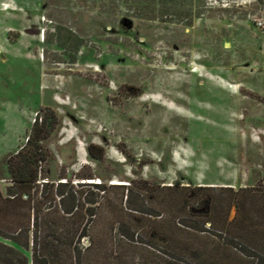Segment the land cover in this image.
<instances>
[{"label": "rangeland", "instance_id": "1", "mask_svg": "<svg viewBox=\"0 0 264 264\" xmlns=\"http://www.w3.org/2000/svg\"><path fill=\"white\" fill-rule=\"evenodd\" d=\"M5 1L12 5L3 3L0 11L4 194L13 185L7 161L27 143L36 120L52 110L60 121L45 140L50 157L39 187L24 196L35 209L27 203L0 212L2 222H31L43 264L154 260L140 240L162 243L147 231H171L185 194L161 187L264 190V0ZM90 146L102 158L91 156ZM84 182L155 188L144 192L155 214L126 208L122 189H109L95 203L82 198L79 210L64 213L59 183L85 197L95 189ZM214 194L222 201L227 192ZM222 203L213 230L223 229ZM254 203L239 214H250V226ZM236 214L234 207L229 221ZM121 229L137 243L121 242ZM241 229L239 222L232 226L234 233ZM230 235L175 232L172 242L206 248L223 264H248ZM91 237L96 245L87 250ZM17 247L32 260V249Z\"/></svg>", "mask_w": 264, "mask_h": 264}, {"label": "trees", "instance_id": "2", "mask_svg": "<svg viewBox=\"0 0 264 264\" xmlns=\"http://www.w3.org/2000/svg\"><path fill=\"white\" fill-rule=\"evenodd\" d=\"M41 120V121H40ZM59 117L55 111L50 110V113L45 114L44 117L38 118L33 125L31 133L28 137L27 143L22 146L16 153L12 154L8 161L9 172L12 176L13 185L7 189V194H4L0 188V212L3 210H9L11 208H19L20 205L24 206L29 203L30 209H35L34 206H31V201L24 199V196L28 195L33 189L39 187L38 184L40 181V173L44 170V163L48 162L50 157V152L48 147L45 145V140H47L54 128V125L59 124ZM88 151L91 156L94 158H102V154L97 155L94 152V146H90ZM97 156V157H96ZM94 176L85 177L83 179H93ZM147 182V181H146ZM48 184V183H45ZM81 185H87L95 189L91 193L82 197L79 195V192L73 190L70 194L62 190L63 187L67 186V183H59L58 185V194L60 198V206L64 213L72 214L74 210L80 209V204L82 198L87 200L89 203H95L99 201V195H105L109 189H122L124 192L125 203L124 206L131 211L140 212L147 216H153L155 213L152 211L151 206L147 207V196L144 192L148 193L149 191L156 190L155 188H142L137 190L132 186V183L129 184H112L107 186L103 183H80ZM158 189V188H157ZM144 190V191H143ZM160 190V189H159ZM161 190L174 193L184 191L185 194L178 200L180 210L182 213H176L174 215L173 224H171V231H162L158 230L147 231L153 238L161 239L162 243H152L149 241L140 240V246L147 248L151 252V256H144L143 264H166L169 263V257L178 256L179 259H184V261H193L200 264H223L220 258H212L207 252V249L204 248L200 252V249L196 247H187L186 244L174 245L172 242L173 234L175 232H189L192 231L194 234H204L215 231L217 234H227L230 233L233 235L232 226L239 222L242 227L241 232L235 231L234 235L236 242H239L240 250L243 255L249 258L246 261L248 264H264V190H249L241 189L236 191L233 187H217V186H167L161 187ZM227 192L223 194L222 201L224 205L227 204V210L224 214L225 219L223 224H221L223 229L213 230L212 226L217 224V221L213 219V214L217 207H219L218 202L222 203L219 199V196H215L214 192ZM183 192V193H184ZM93 195L96 198L90 199L89 195ZM140 198V201H139ZM219 198V199H218ZM67 199H72V207H68L65 204ZM138 201H136V200ZM251 200V201H250ZM253 202L256 215V222L253 226H250L249 221L250 214L244 213L243 216H239L241 208L248 207L249 204ZM222 203V205H223ZM236 207L237 214L232 221H229V216L232 209ZM91 211V215H94V211ZM156 212V211H155ZM22 214V213H21ZM29 217V221L34 218L33 212L25 213ZM33 226L36 227V217L34 218ZM31 223V222H30ZM23 222H2L0 221V237L6 240L12 241L17 246L22 247L24 250L32 249V260L30 257L20 250L17 246L9 244L0 240V264H43L42 259H40L39 254L41 251V245L39 243L38 236L31 242V228L32 225ZM220 223V222H219ZM208 224H211V227H208ZM130 228V225L127 226ZM126 227V228H127ZM254 230L253 233H249L248 230ZM122 230V229H121ZM167 230V228L165 229ZM145 232V233H147ZM227 232V233H226ZM248 232V233H247ZM129 229L126 231L122 230L120 234V241L123 242V238L132 240V242L137 243L134 240V235H129ZM213 234V233H212ZM215 235V234H214ZM199 237V236H198ZM232 238V237H231ZM95 243V238L91 237V245L87 248L93 249ZM237 244V243H236ZM230 247L237 248V246L231 243ZM250 252V253H249Z\"/></svg>", "mask_w": 264, "mask_h": 264}, {"label": "crops", "instance_id": "3", "mask_svg": "<svg viewBox=\"0 0 264 264\" xmlns=\"http://www.w3.org/2000/svg\"><path fill=\"white\" fill-rule=\"evenodd\" d=\"M3 3H5V4H11V3H9V2H6L5 0H0V11L2 10V5H3ZM12 5V4H11ZM13 6H15L16 7V5L14 4ZM3 11V10H2ZM4 12H6V11H4ZM7 15H9V14H7Z\"/></svg>", "mask_w": 264, "mask_h": 264}]
</instances>
